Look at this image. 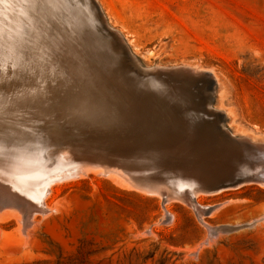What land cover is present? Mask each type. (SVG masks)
Listing matches in <instances>:
<instances>
[{
  "label": "bare ground",
  "instance_id": "1",
  "mask_svg": "<svg viewBox=\"0 0 264 264\" xmlns=\"http://www.w3.org/2000/svg\"><path fill=\"white\" fill-rule=\"evenodd\" d=\"M80 5L0 0V220L16 218L27 245L41 217L59 210V202L47 204L53 187L95 174L159 198L165 222L174 218L169 203L191 208L207 232L193 257L221 234L264 221L263 211L247 223L213 226L206 218L238 200H199L251 184L264 188V138L228 127L227 112L214 105L216 74L189 65L145 66L153 76L127 78L90 5ZM148 95L161 97L143 99ZM179 95L208 108L187 116L205 118L210 129L175 128L176 113L163 106L181 102Z\"/></svg>",
  "mask_w": 264,
  "mask_h": 264
},
{
  "label": "rangeland",
  "instance_id": "2",
  "mask_svg": "<svg viewBox=\"0 0 264 264\" xmlns=\"http://www.w3.org/2000/svg\"><path fill=\"white\" fill-rule=\"evenodd\" d=\"M99 2L142 66L214 72V105L228 127L264 138V0ZM117 185L95 174L55 185L47 204L59 210L38 216L27 245L16 218L0 220V264H264V221L221 234L193 257L207 232L191 208L169 203L174 218L165 222L159 198ZM229 199L238 201L206 218L211 225L247 223L264 211L258 185L199 197L204 205Z\"/></svg>",
  "mask_w": 264,
  "mask_h": 264
},
{
  "label": "water",
  "instance_id": "3",
  "mask_svg": "<svg viewBox=\"0 0 264 264\" xmlns=\"http://www.w3.org/2000/svg\"><path fill=\"white\" fill-rule=\"evenodd\" d=\"M80 2H81V5H82V3H85V2L90 5V8L92 9V11L94 13L95 23H96V26H97L99 33H102V35H104V37H106L108 39V41L110 42L111 49L116 51V53L118 52L119 55L116 58L120 59V57H122L120 59V61H118L119 66L116 68H120L122 72L126 73L127 78L132 77L131 74L135 75V77H138L139 79L145 75L148 77L153 76V74H148V70L145 69V67L141 66V70L136 67V64H135L134 58H133L134 56H133L131 50L128 48V46L126 44L121 42L122 37L107 23V21L105 19L106 17L104 16V13L100 10V7L97 4V2L95 0H80ZM158 77L162 78V79L164 78L165 80H168V81H170V79H171L172 82H170V83L172 85L174 84V81H173L174 77L165 76V75L158 76ZM179 83H181V82H179ZM116 87L119 90L124 91V89L120 88L121 84L116 85ZM184 90H186V89L182 88L183 93H186V91H184ZM160 97H161V95H148L147 97H143V99H145V98L146 99L147 98H160ZM177 98H180V100H178V101H181V99H182L181 102H184V104H182L181 102H179V103L167 102V103H176V105H173V104L168 105L166 103L167 106H165V105L163 106L165 111L176 113L177 118L171 120V121H173L175 128L180 129V131L183 130L184 134L186 132L189 133L190 131H192V129H191L192 127L210 129L208 127V124L205 122V118H204V120L203 119L202 120H199V119L193 120L191 117L187 116L191 112L195 113L198 116H201V112L206 113V111H208V108H206L205 106L197 105L195 101H188V99L185 97V95H179ZM167 101H170V100H167ZM146 103H148V101ZM159 104H162V103H161V101L158 100V103H155V105L158 106ZM162 112H164V111H162ZM207 122L211 123L209 120ZM165 200L166 199L164 198L162 203H164Z\"/></svg>",
  "mask_w": 264,
  "mask_h": 264
}]
</instances>
